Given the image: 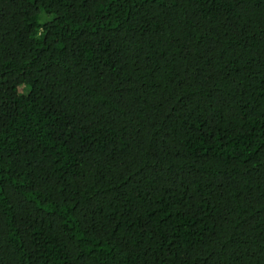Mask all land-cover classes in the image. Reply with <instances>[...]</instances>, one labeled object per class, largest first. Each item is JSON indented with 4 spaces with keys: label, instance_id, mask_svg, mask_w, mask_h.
I'll return each instance as SVG.
<instances>
[{
    "label": "trees",
    "instance_id": "1",
    "mask_svg": "<svg viewBox=\"0 0 264 264\" xmlns=\"http://www.w3.org/2000/svg\"><path fill=\"white\" fill-rule=\"evenodd\" d=\"M0 264H264V0H0Z\"/></svg>",
    "mask_w": 264,
    "mask_h": 264
},
{
    "label": "rangeland",
    "instance_id": "2",
    "mask_svg": "<svg viewBox=\"0 0 264 264\" xmlns=\"http://www.w3.org/2000/svg\"><path fill=\"white\" fill-rule=\"evenodd\" d=\"M21 92H24L25 93L26 91L25 90H21Z\"/></svg>",
    "mask_w": 264,
    "mask_h": 264
}]
</instances>
